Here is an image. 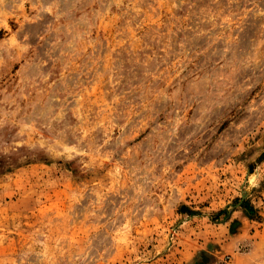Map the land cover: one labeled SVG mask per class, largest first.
Instances as JSON below:
<instances>
[{
	"label": "rangeland",
	"instance_id": "1",
	"mask_svg": "<svg viewBox=\"0 0 264 264\" xmlns=\"http://www.w3.org/2000/svg\"><path fill=\"white\" fill-rule=\"evenodd\" d=\"M0 264H264V0H0Z\"/></svg>",
	"mask_w": 264,
	"mask_h": 264
}]
</instances>
